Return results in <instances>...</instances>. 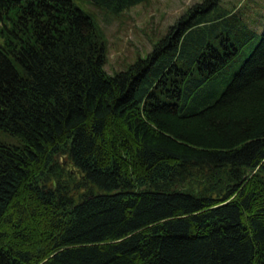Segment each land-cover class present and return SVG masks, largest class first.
Wrapping results in <instances>:
<instances>
[{"label": "trees", "instance_id": "trees-1", "mask_svg": "<svg viewBox=\"0 0 264 264\" xmlns=\"http://www.w3.org/2000/svg\"><path fill=\"white\" fill-rule=\"evenodd\" d=\"M105 50L74 0H0V264H264V29L202 0Z\"/></svg>", "mask_w": 264, "mask_h": 264}, {"label": "rangeland", "instance_id": "rangeland-1", "mask_svg": "<svg viewBox=\"0 0 264 264\" xmlns=\"http://www.w3.org/2000/svg\"><path fill=\"white\" fill-rule=\"evenodd\" d=\"M202 0H144L118 14L92 5L88 0H74L92 14L105 40L104 69L112 74L125 69L138 57H144L191 4ZM257 32L264 29V0H220ZM73 183H70L72 186ZM74 186V185H73ZM79 193L80 189H75Z\"/></svg>", "mask_w": 264, "mask_h": 264}]
</instances>
